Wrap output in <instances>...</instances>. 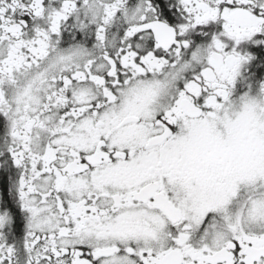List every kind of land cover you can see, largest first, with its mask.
I'll return each instance as SVG.
<instances>
[{
	"label": "snow or ice",
	"instance_id": "6c2138e0",
	"mask_svg": "<svg viewBox=\"0 0 264 264\" xmlns=\"http://www.w3.org/2000/svg\"><path fill=\"white\" fill-rule=\"evenodd\" d=\"M0 264H264V0H0Z\"/></svg>",
	"mask_w": 264,
	"mask_h": 264
}]
</instances>
